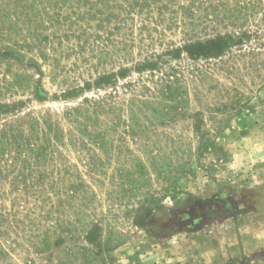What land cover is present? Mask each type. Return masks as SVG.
Listing matches in <instances>:
<instances>
[{
  "label": "rangeland",
  "instance_id": "374dc122",
  "mask_svg": "<svg viewBox=\"0 0 264 264\" xmlns=\"http://www.w3.org/2000/svg\"><path fill=\"white\" fill-rule=\"evenodd\" d=\"M251 1L0 0V264H264Z\"/></svg>",
  "mask_w": 264,
  "mask_h": 264
},
{
  "label": "trees",
  "instance_id": "16d2710c",
  "mask_svg": "<svg viewBox=\"0 0 264 264\" xmlns=\"http://www.w3.org/2000/svg\"><path fill=\"white\" fill-rule=\"evenodd\" d=\"M259 14L263 22V28L260 27L256 22H251V18L255 17ZM231 25L238 26L242 25L244 28L233 35L227 34L226 36L218 35L216 37L206 39L203 42H197L196 45L190 46V49L195 50V53H205L211 58H217L222 56L225 52L229 53L232 48H242L245 47L247 43L249 52L254 53L252 48V42L254 43V48L259 49L260 46H263V43H260L261 39H264V2L263 0H253L250 3L245 4H237L234 9L231 11ZM240 24H237V23ZM253 24L254 27L251 30H246L245 27L247 24ZM241 29V28H240ZM253 39V40H252ZM241 50H239L241 52ZM9 52V50H8ZM187 52L190 53L188 50ZM0 56L5 57L7 55H3L0 53ZM191 57H193L191 55ZM8 108V106L6 107ZM5 108V109H6ZM88 242H90V236H86L85 238Z\"/></svg>",
  "mask_w": 264,
  "mask_h": 264
}]
</instances>
